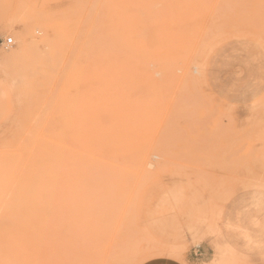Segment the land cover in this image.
I'll return each mask as SVG.
<instances>
[{
    "label": "rangeland",
    "instance_id": "obj_1",
    "mask_svg": "<svg viewBox=\"0 0 264 264\" xmlns=\"http://www.w3.org/2000/svg\"><path fill=\"white\" fill-rule=\"evenodd\" d=\"M154 258L264 264V0H0V264Z\"/></svg>",
    "mask_w": 264,
    "mask_h": 264
},
{
    "label": "crops",
    "instance_id": "obj_2",
    "mask_svg": "<svg viewBox=\"0 0 264 264\" xmlns=\"http://www.w3.org/2000/svg\"><path fill=\"white\" fill-rule=\"evenodd\" d=\"M143 264H186V263L171 258H154L144 262Z\"/></svg>",
    "mask_w": 264,
    "mask_h": 264
},
{
    "label": "built area",
    "instance_id": "obj_3",
    "mask_svg": "<svg viewBox=\"0 0 264 264\" xmlns=\"http://www.w3.org/2000/svg\"><path fill=\"white\" fill-rule=\"evenodd\" d=\"M14 38H7L5 39V41L3 42V45L6 49L12 47L14 45Z\"/></svg>",
    "mask_w": 264,
    "mask_h": 264
},
{
    "label": "bare ground",
    "instance_id": "obj_4",
    "mask_svg": "<svg viewBox=\"0 0 264 264\" xmlns=\"http://www.w3.org/2000/svg\"><path fill=\"white\" fill-rule=\"evenodd\" d=\"M24 36H25V35H24ZM25 37H26V36H25ZM25 37H24V38H25ZM26 39H27V38H26ZM49 56L51 57V55H50V54H48V57H49ZM48 59H50V58H48ZM50 64H51V63H50ZM45 65H46V64H45ZM47 65H48V64H47ZM46 72H47V71H46ZM44 73H45V71H44ZM42 74H43V73H42ZM43 76H46V75H45V74H43ZM2 172H3V171H2ZM1 175H2V174H1ZM25 188H26V187H25ZM19 198H20V197H19ZM12 200H13V199H12ZM34 219H35V218H34Z\"/></svg>",
    "mask_w": 264,
    "mask_h": 264
}]
</instances>
